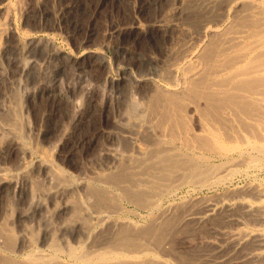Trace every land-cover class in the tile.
<instances>
[{
    "label": "bare ground",
    "instance_id": "1",
    "mask_svg": "<svg viewBox=\"0 0 264 264\" xmlns=\"http://www.w3.org/2000/svg\"><path fill=\"white\" fill-rule=\"evenodd\" d=\"M132 2L130 7L132 6L133 16L142 15L145 6L141 5L142 3L135 4L138 0ZM164 3L168 4V12L161 10V5ZM146 5L159 7L162 15H164L163 12H166L164 20V17L156 21L153 20L154 24L151 26L156 30L151 38L156 43L158 42L160 47L158 46L155 49L147 44V50L144 48L147 53L145 51V54H137L138 59L135 61L136 75L110 78L109 81L113 85L124 88L123 100L120 101L123 104L120 113L112 121L109 131H96L100 136L87 137V139H82L78 135L76 144L70 145L71 147L68 150L70 152L74 148H81L88 153L92 151L93 141L98 142L96 138H102V142H104L98 153L96 151L98 154L95 161L97 170H95L93 164L90 168L88 167L89 169L83 167L81 171H84L82 173L84 176L80 182L78 180V183H73V181L64 177L62 173H59L61 169L57 171L53 168L52 164L54 162L52 163V160L54 158L51 160L52 156L48 155L50 152L44 154L43 158L39 156L43 160L37 162L36 165L33 162L31 163V160H26L34 152L32 150L33 146L30 149L26 144L28 141H26L23 134L25 130H23V133L21 131L20 118L22 121L24 120L23 114H20L23 99L21 100V96L15 88L23 87L26 89L36 78V75H32L31 69L38 64H34L33 58L32 61H28L30 60L29 56L34 57V52L36 55V50L31 51L34 45L50 49V59L54 57L56 60H62L66 67L76 68L75 70H84L86 68L85 64L90 66V70H94L93 67L101 68L103 64L101 52L88 49L83 55L63 54L59 49H55L52 46V41L48 39L43 43L40 38L35 39L29 35L24 38L17 33L18 30H13L11 27V11L8 12L9 16L6 15L8 17L5 20L6 23H0V35L3 36L0 37L5 38L3 41L6 43L0 49V59H8L10 66L13 63V66H16L17 75L20 77L16 79L17 81L15 80L14 87L10 86L7 89L9 93L4 94L8 106L5 107L6 113L3 110L5 114L3 113L0 124L2 122L4 130L6 129L5 131H8L7 133L11 135L9 136L10 145H13L9 151H14L17 155L18 169H22L20 171L22 172L21 176L25 173L28 174L29 168L32 169V172L33 166L45 174L44 181L39 180V182L31 179L32 174L30 172V178L27 179V176H24L27 179L24 186L17 184V179L14 181L9 178L11 176H0V197L11 192L14 197L17 196L19 203L27 206L28 209L25 210L24 208L22 213L19 212L15 220L12 219L13 208L12 210L2 211L3 214L0 213V264H166L157 257V254L163 252L165 255V250L161 249H166L167 246L174 244L173 240L184 233V227L195 215L186 214L182 204L178 206L179 208L172 206L173 204L164 208L158 205L160 202L157 200L164 199V197L168 199L171 194L190 183H196V185L204 186V188L207 186V189L208 187L222 185L227 176L229 178V175L235 173L236 168L242 166L243 163L252 165L257 169L263 166L264 0H151ZM31 6L33 5L31 4ZM24 9L26 8L24 7ZM30 9L32 10L31 7ZM1 10L3 9L0 6V13ZM35 10L34 12H28V14L24 12V14L30 18L33 16L34 22L42 21L44 23L43 14L40 13H43V11L35 14L39 9ZM63 11L65 12V10ZM70 11L71 8L66 12L71 13L73 10ZM77 15L79 14L77 13ZM51 17L53 22L50 20L49 23L52 25L49 26L60 28L63 22L62 12H52ZM133 22L130 23H133L130 31L139 32L138 34L143 39L147 35L146 29L140 25L139 20L137 21L136 18ZM115 33L121 32L115 29L107 35L109 37ZM140 41L143 42L144 39ZM40 42L44 46L41 47ZM86 42L88 41L86 40ZM86 42L82 40L80 44ZM140 46L142 47V45ZM13 53H15V57L12 56ZM40 54H43V52L41 51ZM43 56L46 57L47 55L43 54ZM131 58L133 57L131 56ZM46 62L45 64L50 63ZM96 62H98V65H96ZM10 66L8 65V67ZM53 68L56 69V67ZM45 71L48 72L44 67ZM2 72L0 73V82L5 87L4 83L9 79ZM37 72H40V70ZM105 75L106 80L108 79L107 73ZM46 86L41 87L42 89L37 92L27 91L24 94L26 95V101L25 99L23 101H34L37 96L50 98L55 103L57 102V105L61 102L67 103L70 101V96L68 98L67 95H64L65 93L62 94L59 90L56 91L55 88ZM21 91L23 92L22 89ZM6 100L4 99V101ZM75 100L71 101L72 104L80 101L79 98L77 99L79 101ZM93 101L94 97L91 94L88 103L92 104ZM82 102L80 103L82 104ZM24 105L23 107H25ZM66 105L68 106V104ZM60 106V104L57 106V110L60 109ZM72 109L71 116L76 110ZM84 110L82 111L80 107L77 108L73 119L70 118L73 121L72 124L79 125L82 122ZM46 117L50 116H45V119ZM45 119L43 117V121ZM1 129L2 132L3 129ZM65 135L67 133H64L61 140L67 143L72 136L71 134H68L69 136ZM0 138L5 141L2 136ZM6 142L8 141L6 140ZM5 144L4 142L0 147ZM54 144L56 143L54 142ZM5 148L3 146V149ZM61 150L63 151L64 148H61ZM70 152L62 155L64 161L68 162L72 156ZM82 164L81 166H83ZM235 190L238 189L235 188ZM79 191L83 192L84 197L75 196ZM213 193L217 195V191ZM220 193H218V196L222 195L224 191L222 194ZM226 194L228 192L224 195ZM224 195L223 197H225ZM230 195L228 198L232 197L233 194ZM57 196L66 197L65 201L69 197L72 198L70 202L67 201L71 205L68 203L69 205L66 204L67 206H65L64 203L62 208H56L58 224L47 225L51 230L45 229L46 234H41L43 236L40 238L41 241L39 239L40 244L37 242L40 248H37L35 247V244H37L35 240H38V238L35 236L34 230L26 225L32 221L34 216L39 215V212L42 217L45 200L46 202L50 200L52 203L51 200L53 198L54 200L57 199ZM213 196L208 198L212 202ZM234 196L239 197L238 199L232 197L233 199L229 198L227 200L225 197V199L210 203L204 209V216L209 220L225 218L229 222L235 219V223L237 219H233L232 216L239 211L240 216L247 217L249 220L253 219L256 224L264 225V205H259L264 197L262 200L259 199L260 192L256 188H243ZM246 196L260 200L258 202L259 206H256V203L247 202ZM127 206L138 211L157 212L158 215L152 219L150 218L146 225H137V222L133 223L129 214L125 212H128ZM122 214L126 216L121 217ZM202 214L200 215L201 218L198 217V220L204 219ZM249 220L245 222H249ZM14 221L20 227L19 231L21 233L15 234L10 227ZM234 223H230V225ZM238 223L240 224V222ZM241 225L243 227V224ZM47 226L43 227L46 228ZM240 228H236L237 231L239 230L238 232L231 233L230 231L231 237H229V234L228 237L231 238L229 240L232 243H230L228 249L223 247L217 249L216 260L214 258H212L214 261L210 260L213 264H255L260 258V256L255 255L251 257L250 252L251 249L257 250V248L261 249L260 247L264 246V233H255V230V232H249V229L248 231H241ZM228 237L224 236V238ZM221 238L219 237L220 240ZM220 240H218L219 243ZM170 246L168 249H170ZM216 246L214 245V247Z\"/></svg>",
    "mask_w": 264,
    "mask_h": 264
},
{
    "label": "rangeland",
    "instance_id": "2",
    "mask_svg": "<svg viewBox=\"0 0 264 264\" xmlns=\"http://www.w3.org/2000/svg\"><path fill=\"white\" fill-rule=\"evenodd\" d=\"M18 1L19 0H0V6L3 9V10H1L2 12L0 13V23H3V22L6 23L5 20H7L8 19L7 16H9L8 12L10 13V11H11V13H10V16L12 15L11 16L12 17L11 27L13 28V30H18L17 33L20 34L22 37L25 38L27 35H29L35 39L40 38L41 41H43V43H44V41H46V39H48L49 41H52L51 42L52 46L55 49H59L63 54L83 55L85 53V51L88 49L99 50L101 52V56L103 58V64L101 63L102 64L101 68L93 67L94 70H90V66L88 64H85L86 68L84 70H81V69L75 70L76 68H72L69 66L66 67L65 66L66 64H64V61H62V60H60V61L56 60L54 57H53V59H50V57H51V56L49 57V53L51 52L50 49L42 47L44 45H42V43L40 42L39 44H41L42 48H40V45L39 46L37 45L39 47V49H38V47H36V45H34L35 48L32 47L31 51L36 50V55H35L34 51H33L34 53L32 52L33 56L35 58L29 56L30 60H28V61H32L34 59V61H35L34 64H36V63L38 64V65L37 64L36 65L38 66L40 72H37L39 70H38L37 66L34 65L36 67L31 69L32 75H36L35 76L36 78L34 79V81L31 82L27 86L26 89L23 87L15 88L18 91L19 95L21 96V100L22 99L24 100L26 98L25 97L26 95H24V94H26L27 91H30L32 93H33V91L37 92L40 89H42L41 87L46 86V84L48 87L55 88L56 91L59 90L60 93H62V94L65 93L64 95H67L68 98H69V96L71 97L72 100L69 98L70 101H68L67 103L65 102L66 104H68V106L64 102L59 103L61 105L59 110H61V111L57 110V106L59 105V104L57 105V102L55 103V101H53L52 99L50 100V98L49 99L43 98V96L42 97L37 96L36 100L34 99V101L33 100H31V101L27 100L29 102H25L26 99H25V101L22 100L21 101L22 111L20 114L21 115L23 114L22 116L24 117L23 118L24 120L22 121V119L20 118V124H21L20 126H21L22 133H23V130H25V132L23 134L25 136L26 141H28V142H26L28 148L32 149V146H33L32 150H33L34 154L31 157L28 156L26 158L27 161L31 160V163L33 162L36 165V164H38L37 162H40L43 160L42 158H43L44 154H48V152H50L48 155L52 156L51 160L54 158L52 160V163L54 162L52 164L53 168L57 169V171L61 169V171L59 173H62L64 175V177H66L70 181H73V183H78V180L80 182V180L84 176L82 174L84 171L83 172L81 171L83 167L89 169L91 164H93V166L95 167V165H96L95 161H96V158L98 156L97 153H98L99 149L103 147L104 142H102V138H96L98 140V142L96 143V141H93V144H92L93 147L91 148L92 151H89L88 153H86L81 148H74V147H73L74 149L71 150L72 152H70V151H68L69 147H71L70 145L76 144V140L78 138V135H79V137H82V139H87V137L88 138L93 137V136L97 137L99 134H97L98 132H96V131H100V132L109 131V128L112 124V121L114 120V118L117 117L116 115H118L120 113V109H121L122 104H123L122 102L120 103V101L123 100L122 98L124 95V88L121 86L118 88V86L113 85L109 80H110V78L115 79V78L127 77L128 75H132V74L136 75L135 74L136 73L135 72L136 71L135 61L138 59L137 54L138 53L145 54V51L147 50V44L149 46H152L155 49H157L158 46L160 47V44L158 42L156 43L151 38L152 37L151 35H154L156 33V30L151 26L154 24L153 20L156 21L158 19H162L163 17H164L163 18V20H164L166 18L165 17L166 12L165 13L163 12V14L165 15L164 16V15H162L161 10L162 11L166 10L168 12V10H167L168 4H165V3L162 4L161 5L162 8L160 10L159 7H153L151 5H149V6L146 5L147 2H150L151 0L150 1L149 0H141V1L138 0V2H136L135 4H137V3L141 4L142 3L141 5L145 6V8H144L142 15L135 17L132 14V6L130 7V5H132V3H133L132 2L133 0L132 1L131 0H72V1L71 0H21L19 2ZM52 2H53V4H52ZM40 3H41V5H40ZM44 3H45V5H44ZM31 4L33 6H31ZM37 6H39L38 7L39 10L37 9ZM5 7H6V9H8L7 11H6V9H4ZM24 7L26 9H24ZM30 7L32 8V10L30 9ZM33 7H34V9H33ZM59 7H61V8H59ZM52 8H53V10H52ZM70 8H71V11L72 10L73 11L72 12L70 11L71 13H68L69 11L66 12ZM77 8H79V9H77ZM35 9L38 11H36ZM12 10L13 11L16 10L15 13H13ZM34 10L36 11L35 14L37 12L43 11V13L42 12H40V13L43 14L44 20L43 19L42 20L44 23H42V21L41 22L37 21L39 23L38 24L37 22H34V20L32 19L33 16L30 18V17H27L26 14H24V12L25 13L27 12V14H28V12L29 13H30V11L34 12ZM63 10H65V12ZM58 11H61L63 14V19H62L63 22L61 23L60 28H57V27L52 28V27H50L52 24L49 23L51 21L53 22V18L51 17L52 12L54 13V12H58ZM50 12H51V15H50ZM77 13L79 15H77ZM70 14H72V15H70ZM46 15H48V16H46ZM48 17H50V18H48ZM135 18L137 19V21L139 20L140 25L143 28H145L147 31V35L143 37V39H144L143 42L140 41L143 39H142V36H140V34H138L139 32L131 30L133 32L132 33L130 31V27L133 25V23H135V22H133ZM45 22H46V24H45ZM131 22H133V23L130 24ZM33 23H35L37 27L36 26L33 27V25H35ZM47 23H49V24H47ZM28 25H30V26H28ZM33 28H35V29H33ZM115 29L117 31L120 30L121 33H117V34L115 33L112 36L108 37L107 33L108 34H109V32L112 33ZM23 33H24V35H23ZM73 34H75V35H73ZM0 36L3 37L2 35H0ZM87 36H89V37L91 36V37L89 38ZM1 37H0V49L3 48L4 45L6 44L5 41H3V39L5 40V38H1ZM82 40L84 42H86V40H87L88 42L82 43V45H81L80 43L82 42ZM140 45H142V47ZM141 48L143 50H144V48H146V50L143 51ZM39 51L40 52L42 51L43 54L47 55L46 57H48V58L43 56V54H40ZM146 53H147V51H146ZM14 54L15 53H13L12 56H14ZM37 54L39 55V57ZM40 55H42V56L40 57ZM131 56L133 58H131ZM42 59H43V61H42ZM1 60H2V62L0 63V67H2V66L3 67H2V69H0V71L1 72L3 71L2 74H4L7 77V79H9L10 81L6 80V83H4L5 87H4L3 83L0 82V84H1L0 85V90H1L0 92H2V93H0V98H1L0 99V102H1L0 105H2L0 107V120L3 117L4 111L6 113V108L8 106V102H7L6 98H4V94L5 95L8 94L9 90L7 92V89L10 86H13V84L15 85V83L17 81L16 79L20 78L17 75L16 66L14 67L13 63L10 66L8 59L2 58V59H0V61ZM51 60H53V61H51ZM45 62L46 63L50 62V63L45 64ZM2 63H3V65H2ZM96 63H97L96 65H98V62H96ZM8 65L12 69L10 67H8ZM87 65H88V67H87ZM132 66L135 68H133ZM44 67L48 71V72L45 71L47 74L44 72ZM48 67H49V69H48ZM50 67H51V69H50ZM53 67H56V69ZM57 67H60V68H58L59 71H58ZM69 68H72V69L68 70ZM33 69H34V71H33ZM62 69H64V70H62ZM77 69H79V68H77ZM8 70H10L11 72L10 71L8 72ZM41 70H43V71L41 72ZM12 72L15 75V77H13L14 75L11 74ZM105 72L107 73V78H108L106 80L104 78L106 76ZM39 74L43 77H41ZM10 78H12V79L14 78V79L12 80ZM23 78H22V80H23ZM42 78H43V80H42ZM44 78L46 79L45 81H44ZM24 80H25V78H24ZM41 82H42V84H40ZM39 85H40V87H39ZM2 87H3V89H1ZM97 87H100V88H97ZM21 89L23 90V92L21 91ZM74 89H76L75 90L76 92L74 91ZM82 91H83V93H82ZM72 93L74 96L72 95ZM91 94L94 97L93 102L95 104L94 103H92V104L88 103L89 102V96ZM76 96H78V97H76ZM78 98L80 99V101L77 100ZM4 99L6 101H4ZM74 99H76L79 102L78 103L73 102L74 104H72L71 101H73ZM86 99L88 100L87 102L85 101ZM81 101H83L82 104L80 103ZM6 102H7V104H6ZM42 102H44V103H42ZM54 103H55V105H54ZM23 104H25L24 105L25 107H23ZM87 104H89L90 106ZM3 105H4V107H3ZM77 105H78V107L81 108L82 111L84 109H86V110H84V115L82 114L83 119L79 125H76L74 123L72 124L73 121L70 119V118L73 119V115H75V113L77 112L76 111L78 108ZM54 106H56V107H54ZM71 106H73V107H71ZM74 106H76V107H74ZM102 107L104 109H100ZM72 108H74V110L75 109L76 110L73 112V115L71 116L72 111H73ZM1 111H3V112H1ZM44 111H45V113H44ZM46 113L50 117H46V119H45V116H47ZM41 115L44 117V119H45L44 121H43V117ZM22 116H20V117H22ZM25 122H26V124H25ZM22 125H23V127H22ZM75 125H76V127H75ZM3 126H4V124H2V122H1L0 128H2L4 130ZM24 127H25V129H24ZM62 128H63V130H61ZM3 130H2V132L0 131L1 132L0 136H2L5 141H3L2 138H0V139H2V140H0V142H2V144L5 142L6 144L3 146H4V148L7 146V148L3 149V146L0 147V149L1 148L3 149V150L1 149L2 152L0 151V176H3V175L6 177L11 176L9 178H12L14 181H16V179H17V181H16L17 184H19L21 186L22 185L24 186L25 181L28 178H30L31 176H32L31 179H34L35 181L40 180L41 182H43L45 179L44 178L45 174L41 173L38 170V168L34 167V166H33V171H34V168L37 171L35 170L34 172L33 171L31 172L32 169L28 167L30 169V171L29 172L25 171V172H28V174L25 173V175L23 174V176H21L22 172H20V171L22 169L21 170L18 169L19 164L17 162V155L14 151H9L11 149L10 147H12V145H13V144L10 145L11 143H10V137L9 136H11V135H10V133H7L8 131L7 132L5 131L6 129L4 131ZM61 131H63V132H61ZM3 132H6V133H3ZM25 133H26V135H25ZM27 133H29V134H27ZM64 133L65 134L67 133V135H65V136H69L70 134L72 136L71 139L68 140L69 142H67V143H65L61 140ZM58 139H60L61 141ZM6 140L8 142H6ZM72 141H73V144H72ZM54 142L56 144H54ZM2 144H0V146ZM61 148L62 149L64 148V150L66 148L67 149L65 151L64 150L62 151ZM6 149H7V151H5ZM60 151H61V153H59ZM96 151H97V153H96ZM69 152L71 153L72 156L69 158L68 162H66L63 160L62 155L69 153ZM52 154H54V155H52ZM59 154H61V155H59ZM39 156L42 158H39ZM91 156H92V158H91ZM82 163H84V164H82ZM81 164L83 166H81ZM262 165L263 166L261 168L257 169L255 167H253L252 165H248V164L246 165L243 163L242 166L236 168L235 173L231 174V176L229 175L230 179L227 176V179L222 183L223 186L218 185L216 187H208V189H207L206 188L207 186L204 188V186L202 187L198 184L196 185V183H192V184L190 183V184L184 185L183 186L184 188L181 187L176 192L171 194V197H168V199H167V197H164V199L162 198L161 200H157L158 202H160V203H158V205L161 207H164V208L167 206H170V204H173L172 206H174V207L177 206V208H179L178 206H180V204H182L183 208L186 211V214H188L190 216H194V215L196 216V217L194 216V218H193L194 220L190 219L188 221L189 222L188 225L189 224L190 225H189V227H188V225H186V227H184V229H183L184 233L182 231L183 234L181 236L178 235V237H176L175 240H173L174 244H171L172 247L169 245L170 249H168L169 246H167L168 248H166L168 250H166L164 248L161 249V250H165L164 251L165 255L163 252H162L163 255L159 254L157 252L158 254L155 253V254H157V257L160 260L164 261L166 264H183V263L187 264V262H188V264H199V263L200 264H204V263L205 264L206 263L207 264H211V263L213 264V262L210 260L212 258H214V260H216L215 257L218 254L217 249H219L220 247H223L224 249L229 248L228 246H230V243H232V241L229 240V239H231V238H229V237H231L230 234L239 231V230L237 231L236 228L239 229V227H241L240 228V230L242 229L241 231H243V230L248 231V229H249L250 230L249 232L255 230L256 231V232L254 231L255 233H257V232L258 233H262V232L264 233V225L256 224L253 222L254 221L253 219L249 220L247 217L240 216L241 213L239 211L234 216H232L233 219L234 218L237 219V221L235 223H234L235 219L233 221L231 220L229 222L225 218H222V219L219 218L217 220L216 219L215 220H209V218L204 216V214H205L204 209H206V207L209 206L210 203H214L215 201H218L219 199H223V198L225 199V197H226V200L229 198L231 199L232 197L238 199L239 196L235 197L234 195H236L237 192H239V190L241 191V190H243V188H246V187L256 188L260 192V198L259 199L262 200V198L264 197V161H263ZM243 169H245V170H243ZM95 170H97V167H95ZM30 172L32 174L31 176H30ZM18 173H20L19 174L20 176L18 175ZM28 175H29V177H28ZM24 176L25 177L27 176L26 177L27 179H25ZM69 176H70V178H69ZM199 188H201V189L199 190ZM235 188L238 190H235ZM225 190H226V192H225ZM216 191H217V193H216L217 195H215V193H213ZM223 191H224V193L222 194ZM227 192H228V194L224 195ZM212 193L214 196L212 195ZM218 193H220L222 195L218 196ZM229 193L233 194V195H232V197L228 198V196L230 195ZM223 195L225 197H223ZM75 196L84 197V194L82 191H79V192H77V194H75ZM198 196H199V198H198ZM212 196L214 197V198H212L213 202L211 199H208L209 197L211 198ZM65 198H63V196L62 197L57 196V199L55 198L56 201L54 200V198L51 200L52 203L50 202V200H47V202L45 200L44 201V207L45 208L43 207V209H42V211H43L42 217H41V214L39 212V215L37 214L36 216H34L35 219L33 218L31 222L27 223L26 226L29 227L30 229L34 230L33 232L35 233V236L38 238V240H35V243L39 242V239L41 238V236L46 234V232H47L46 230L50 229V227L47 226L48 224L49 225H51L53 223L58 224V221L56 219L57 209L62 208L63 207L62 204H64V203H65V206L69 205L70 204L69 202L72 199V198L70 199V197L67 198L66 200L69 201V202H67V201H65ZM246 199L248 200L247 202H249L251 204L256 203L257 204V205L255 204L256 206H259V205L263 206L264 205V198L261 201V203H259V205H258V202L260 200H258V199L255 200L256 199L255 197L249 196V198H248L246 196ZM249 199H251V200H249ZM9 200H10V202H9ZM6 202L8 203L7 205H9L10 207L6 205ZM206 203H207V205H206ZM186 205L190 206L189 207L190 209ZM22 206L23 205L21 203H19L17 196L14 197L11 192H9L7 195L3 194L0 197V213H2V211L8 210V209L12 210V208H13L12 219H14V220L19 215V212L22 213V210H24V208H25V210H28L26 208L27 206H23V207ZM126 208H128V212L127 211H125V212L129 214L131 221L133 220L132 221L133 223L137 222V225H141V226L146 225L147 222H149L150 218L152 219L158 215L157 212L148 213L146 211H138L135 208L130 207V206H127ZM14 210H15V212H14ZM129 211H131V212H129ZM199 211H200V213H199ZM201 214H202V216H204V219L198 220V217ZM122 215H121V217L126 216L124 214H122ZM37 216H39V217H37ZM232 217L230 216V218H232ZM195 218H197V219H195ZM200 218H201V216H200ZM238 219H239V221H238ZM248 220H249V222H245ZM199 221H200V224H199ZM215 221H216V223H215ZM50 222H52V223H50ZM238 222H240V224ZM230 223H234V224L230 225ZM241 224H243L244 228L242 227ZM43 226H47L49 228H47V227L45 228ZM230 226L231 227L233 226V227L231 228ZM245 226H246V228H245ZM247 226H249V227H247ZM10 227L12 228V230H14L13 232L15 234L20 232L19 231L20 227L18 226L16 221H14L13 224L11 223ZM42 228L44 229V231ZM186 229H187V231H186ZM230 231H231V233H230ZM225 232L227 234H224ZM217 233H218V235H217ZM41 234H43V235H41ZM228 234H229V237H228ZM225 235L228 238H224ZM219 237H222L221 240L219 239ZM37 238H35V239H37ZM225 239H226V241H225ZM218 240H220V243ZM40 241H41V239H40ZM175 241H176V243H175ZM221 241H223V242H221ZM227 241H228L229 245L227 244ZM221 243H223V244H221ZM39 244H40V242H39ZM39 244L38 243L35 244V247L40 248ZM70 244H71V242H70ZM174 245H175V247H174ZM214 245L215 246L219 245V246L214 247ZM260 248L261 249L257 248L258 251L256 249H251V252H250L251 257L252 256L254 257V255H255V256H260V258L262 256V258H263L264 257V253H263L264 252V246L260 247ZM171 250H173L176 253H174ZM261 251H263V252H261ZM178 252H181V253H178ZM256 252H258L259 254L261 252V254L259 255ZM212 253L213 254L217 253V254L213 255ZM208 258H210V259H208ZM260 258L258 259L260 262L257 260L256 263L264 264V258L263 259L261 258L262 260Z\"/></svg>",
    "mask_w": 264,
    "mask_h": 264
}]
</instances>
